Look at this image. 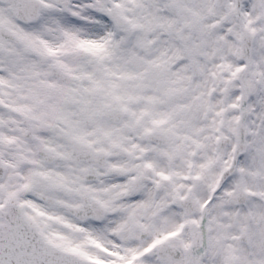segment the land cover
<instances>
[{
	"label": "snow or ice",
	"instance_id": "6c2138e0",
	"mask_svg": "<svg viewBox=\"0 0 264 264\" xmlns=\"http://www.w3.org/2000/svg\"><path fill=\"white\" fill-rule=\"evenodd\" d=\"M0 264H264V0H0Z\"/></svg>",
	"mask_w": 264,
	"mask_h": 264
}]
</instances>
